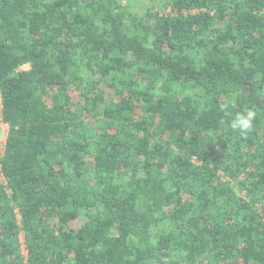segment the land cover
<instances>
[{"label":"trees","instance_id":"16d2710c","mask_svg":"<svg viewBox=\"0 0 264 264\" xmlns=\"http://www.w3.org/2000/svg\"><path fill=\"white\" fill-rule=\"evenodd\" d=\"M163 2L0 0V264H264V0Z\"/></svg>","mask_w":264,"mask_h":264},{"label":"rangeland","instance_id":"374dc122","mask_svg":"<svg viewBox=\"0 0 264 264\" xmlns=\"http://www.w3.org/2000/svg\"><path fill=\"white\" fill-rule=\"evenodd\" d=\"M124 1L134 6L136 9H142V10L150 9V8H154L155 10H161L163 7H165L163 0H124ZM162 12H165V10H162ZM23 69L28 70L29 66H25ZM0 104H1V99H0ZM7 134H8V126L2 124L0 127V143L2 146H4L5 144ZM2 146L0 147L3 149ZM0 179L4 181V178L2 177L1 174H0ZM22 241H23V237H22ZM24 254L25 255L27 254L25 249H24Z\"/></svg>","mask_w":264,"mask_h":264},{"label":"clouds","instance_id":"9594fccd","mask_svg":"<svg viewBox=\"0 0 264 264\" xmlns=\"http://www.w3.org/2000/svg\"><path fill=\"white\" fill-rule=\"evenodd\" d=\"M255 119L256 112L252 109H245L232 116L229 126L232 130L247 135L252 130Z\"/></svg>","mask_w":264,"mask_h":264},{"label":"built area","instance_id":"2783aa9c","mask_svg":"<svg viewBox=\"0 0 264 264\" xmlns=\"http://www.w3.org/2000/svg\"><path fill=\"white\" fill-rule=\"evenodd\" d=\"M0 146H2L1 143H0ZM2 147H3V146H2Z\"/></svg>","mask_w":264,"mask_h":264}]
</instances>
